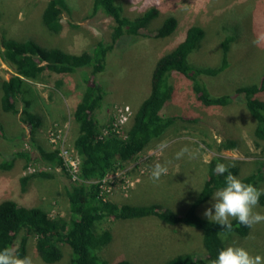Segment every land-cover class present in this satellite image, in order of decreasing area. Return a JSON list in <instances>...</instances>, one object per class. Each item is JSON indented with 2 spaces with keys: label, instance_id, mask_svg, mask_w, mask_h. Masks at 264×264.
Returning a JSON list of instances; mask_svg holds the SVG:
<instances>
[{
  "label": "rangeland",
  "instance_id": "obj_1",
  "mask_svg": "<svg viewBox=\"0 0 264 264\" xmlns=\"http://www.w3.org/2000/svg\"><path fill=\"white\" fill-rule=\"evenodd\" d=\"M46 1L0 0V35L5 32L18 38L25 36L41 45L57 46L83 55L98 40L111 41L114 20L102 12L92 15L93 0H65L67 7L62 9L64 24L58 34L48 31L38 16ZM117 3L130 18L141 16L151 8L156 9L157 15L147 28L141 29L142 33L155 30L169 15H174L178 23L169 36L138 38L131 46H123L126 43V36H123L108 53L104 71L92 75L91 68H85L91 81L101 82L107 92V115L109 120L112 118L108 126L115 133L126 134L138 105L149 93L155 63L184 38L191 25L201 26L205 31L200 48L189 54L190 62L200 67H217L221 59L223 61L222 41L234 36L228 51L227 68L215 75H201L213 94L232 93L238 86L259 83L263 79L264 0H117ZM13 74L14 69L3 61L0 54V86L3 79H10ZM56 80L63 81L60 88ZM25 81L24 92L17 99L19 112L16 114L2 109L3 91L0 87V160L2 156L11 157L20 149L31 150L30 153L38 150L39 154L43 147L45 150H61V147L72 150L78 134L73 111L85 88L82 74L77 71L56 75L45 71L36 79L25 78ZM169 81L173 96L161 114L177 115L179 119L125 162L124 167L108 174L102 187L104 195L111 201L137 205L160 203L183 214L208 180L209 163L216 157L227 165L238 164L239 178L259 169L264 175V140L255 139V120L239 96L234 97L233 104L204 106L197 100L189 78L174 71ZM259 95L264 97V92ZM25 100L30 101L29 110L41 116V126L33 135L31 125L24 120ZM53 130L59 134L56 142L51 140ZM32 136L37 141L36 146L30 144ZM227 139L235 140L236 146L225 148ZM165 140L168 147L159 151L157 145ZM186 146L192 155L185 154L176 159L175 154ZM157 162L166 163L168 173L154 181L151 172ZM41 163L31 160L27 166ZM25 166V160L18 158L10 170L0 167V201L13 197L20 205L44 208L51 217H65L69 211L65 187L71 184L70 177L64 174V178L59 170H52L58 176L32 177L27 183V191L22 192L20 177L26 175V171L30 173ZM65 180L68 182L64 184ZM257 188H264V178ZM213 202L212 197L200 205L197 212L205 217L203 213ZM257 210L264 212V205L259 204ZM106 228L112 232L113 239L96 251L106 264H116L121 259L138 264H162L182 253L195 254L205 259V264L210 263L206 259L201 229L170 224L156 216L110 217L98 225V230ZM237 234L223 235L224 238L231 237L226 246L235 243L253 255L264 256V223L250 228L245 237ZM14 246H19V239ZM26 255H31L36 264H47L36 251L33 237L28 240ZM69 256V247L62 245L61 261L56 264L68 260Z\"/></svg>",
  "mask_w": 264,
  "mask_h": 264
},
{
  "label": "trees",
  "instance_id": "obj_2",
  "mask_svg": "<svg viewBox=\"0 0 264 264\" xmlns=\"http://www.w3.org/2000/svg\"><path fill=\"white\" fill-rule=\"evenodd\" d=\"M66 7L65 0H47L42 6L38 16L51 33L58 34L62 30L64 24L62 9ZM92 7V15L102 12L114 20V25L111 41L98 40L86 55L66 51L57 46L41 45L25 36L18 38L5 32L0 35L1 58L14 69L12 77L3 79L0 86L3 91L1 106L5 112L14 114L19 112L17 99L24 92L27 83L25 78L36 79L45 71L56 75H68L79 71L85 83L82 98L73 111V118L78 124L74 147L80 158L81 181H74L66 187L69 202L67 215L51 217L44 208L20 205L13 197L3 199L0 201V248L14 245L19 239L16 250L18 255L23 257L27 254L28 240L33 237L36 251L47 264L61 261L59 252L64 244L69 247L70 256L68 260L59 264H106L105 259L96 251L108 245L113 239V234L108 228L98 230L99 224L110 217L131 219L156 216L170 224H185L203 230L206 259L212 264V260L222 248L226 247L231 237L224 238L222 226L201 216L197 209L211 199L219 188L225 186V177L228 173L218 175L214 171L219 162H224L221 158L216 157L210 161L207 171L208 180L183 214L160 203L137 205L106 199L104 192L102 193L103 179L108 174L118 171L120 167H124L125 162L134 158L179 119L177 115L161 114L163 107L173 96V87L169 81L172 72H179L192 81L196 98L204 106H225L232 103L235 96H239L243 102L245 101L246 108L255 120L254 137L257 140H264V97L259 95L264 92V77L259 83L238 86L232 93L213 94L201 75H215L227 68L228 51L234 36L230 35L222 41L223 61L221 59L217 67H200L190 62L189 54L200 48L201 41L205 38V31L201 26L191 25L187 28L184 38L155 63L149 93L138 105L126 134L121 136L108 126L112 118L109 120L107 115L109 104L105 102L107 92L103 84L96 82L97 80L91 81V75L85 68H91L92 75L104 71L108 53L115 48L123 36H126L124 47L126 44L131 46L133 41L142 37L164 38L175 31L178 22L174 15H169L155 30L142 33L141 29L147 28L157 15L155 8L149 9L141 16L130 18L124 14L117 0H93ZM40 40L46 44L45 41ZM62 82L56 80L58 88L63 85ZM24 103L23 113L26 115L24 120L31 125L33 135L41 126V116L29 110V100H25ZM107 126L108 133L101 136V129ZM227 141L225 148L236 146L235 140L227 139ZM35 143L37 141L32 136L30 144L36 146ZM30 151L20 150L13 152L11 157L2 156L0 167L10 170L18 158L24 159L26 165L31 160L37 162L41 160L40 162L43 161L42 163L51 168H60L61 173L69 177L58 148L52 150L40 148L37 157H34L36 154ZM228 166V172L238 177L240 170L238 164L232 163ZM40 175L46 176L45 171L23 175L20 178L22 192L27 191V183L32 177ZM263 178V172L259 169L240 179L257 187ZM259 204L264 205V195L261 196ZM232 223V232L238 233L239 237L249 234L250 228L238 225L235 220H232ZM205 262V259L202 260L195 254L182 253L162 264H205ZM116 264L138 263L121 259Z\"/></svg>",
  "mask_w": 264,
  "mask_h": 264
},
{
  "label": "clouds",
  "instance_id": "obj_3",
  "mask_svg": "<svg viewBox=\"0 0 264 264\" xmlns=\"http://www.w3.org/2000/svg\"><path fill=\"white\" fill-rule=\"evenodd\" d=\"M104 129L106 127L101 129V133L105 136L106 134H103ZM167 147L168 142L166 140L161 141L157 145L159 151H163ZM185 154L192 155L187 146L178 151L175 154V158L181 159ZM228 167L224 163L216 165L214 171L218 175L228 173L225 177V186L219 188L212 195L214 202L203 213L211 222L221 225L225 235L233 231L232 220L237 221L238 225L248 228L264 223V212L257 210L260 198L264 195V188H257L251 183L244 182L239 177L228 172ZM167 173V164L157 162L152 167L151 178L156 181ZM103 192L104 189L102 187ZM0 264H36V261L31 255L21 257L18 255L14 245H7L0 248ZM212 264H264V256L253 255L245 247L234 243L222 248L218 252L217 257L212 260Z\"/></svg>",
  "mask_w": 264,
  "mask_h": 264
},
{
  "label": "built area",
  "instance_id": "obj_4",
  "mask_svg": "<svg viewBox=\"0 0 264 264\" xmlns=\"http://www.w3.org/2000/svg\"><path fill=\"white\" fill-rule=\"evenodd\" d=\"M103 134H107V128L103 130ZM52 137L51 140L53 142H56V137H59V134L57 135L55 131H52ZM103 136V135H102ZM59 155L63 158L64 164L66 166V170L69 174V177L72 182L74 181H81L80 177V158L78 156V153L76 149L73 147L72 150H69L68 148L61 147V150L59 148ZM27 170L30 173L25 172V174H31L38 171H51V170H60V168H51L44 163H41L39 166H27Z\"/></svg>",
  "mask_w": 264,
  "mask_h": 264
},
{
  "label": "crops",
  "instance_id": "obj_5",
  "mask_svg": "<svg viewBox=\"0 0 264 264\" xmlns=\"http://www.w3.org/2000/svg\"><path fill=\"white\" fill-rule=\"evenodd\" d=\"M20 150H22V149H20ZM19 150V151H20ZM36 155H34V157H37V156H39V154H38V150H37V152L35 153ZM41 161V160H40ZM43 162V161H42ZM46 163V162H45ZM28 165V164H27ZM26 165V166H27ZM55 169V168H54ZM45 173H46V176H49V177H52V174L54 175V176H58L56 173H54L52 170L51 171H49V170H47V171H45ZM59 174H61V176L62 177H64V174L63 173H61V170H59ZM61 177V178H62ZM21 178V177H20ZM65 178V177H64ZM66 182H68V181H66L65 180V182H64V184L66 183ZM70 183V182H69ZM69 185V184H68ZM20 186H21V184H20ZM65 189H66V187H65ZM15 199V198H14Z\"/></svg>",
  "mask_w": 264,
  "mask_h": 264
},
{
  "label": "bare ground",
  "instance_id": "obj_6",
  "mask_svg": "<svg viewBox=\"0 0 264 264\" xmlns=\"http://www.w3.org/2000/svg\"><path fill=\"white\" fill-rule=\"evenodd\" d=\"M245 102V101H244ZM233 104V103H232ZM232 106V105H231ZM247 106V105H246ZM241 108V107H240ZM253 238V237H252Z\"/></svg>",
  "mask_w": 264,
  "mask_h": 264
}]
</instances>
